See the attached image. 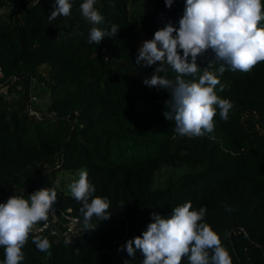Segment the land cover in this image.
I'll list each match as a JSON object with an SVG mask.
<instances>
[{"label": "trees", "instance_id": "trees-1", "mask_svg": "<svg viewBox=\"0 0 264 264\" xmlns=\"http://www.w3.org/2000/svg\"><path fill=\"white\" fill-rule=\"evenodd\" d=\"M131 1L96 0L104 20L94 25L82 14L84 0H70L71 14L52 24L54 0H0V203L54 187L60 220L70 209L81 221L70 240L37 230L50 216L35 224L20 264H142L141 252L132 258L121 246L142 235L153 213L167 217L188 202L206 207L204 222L232 264H264V61L220 74L223 62L211 50L199 56L201 74L214 72L217 95L234 106L227 121L217 108L213 132L180 136L163 115L171 93L144 83L156 67L136 64L135 56L157 30L179 27L186 0L170 8L165 0H140L147 12L139 16ZM113 24L120 29L114 37L88 42L93 27L110 31ZM165 67L158 75L174 79ZM33 87L39 101L31 99ZM63 170L87 171L94 196L110 202L109 219L94 217L84 227L82 203L58 183ZM60 222L54 226L63 231ZM34 235L49 239L50 254L37 249ZM181 264H189L187 256Z\"/></svg>", "mask_w": 264, "mask_h": 264}, {"label": "clouds", "instance_id": "clouds-1", "mask_svg": "<svg viewBox=\"0 0 264 264\" xmlns=\"http://www.w3.org/2000/svg\"><path fill=\"white\" fill-rule=\"evenodd\" d=\"M165 3L170 8L173 0ZM95 4L96 0H84L80 7L88 22L99 25L104 17ZM53 8L48 16L49 24L57 17H68L72 5L70 0H54ZM261 20H264V0H186L178 28L168 23L152 39L142 41L136 64L159 65L144 83L171 93V99L166 101L170 110L163 115L175 122V131L180 136L202 137L213 132L217 108L220 118L227 121L234 106L229 99L217 95L215 89L220 80L214 72L206 67L201 74L198 57L211 50L214 58L223 62L218 69L220 74L226 70L251 71L258 62L264 61ZM119 30L116 24L110 31L93 27L88 42L99 45ZM165 66L176 73L174 79L158 75L167 70ZM69 188L72 197L82 203L80 211L86 229L91 227L94 217L99 221L110 218V202L106 197L94 196L96 188L89 181L87 171H81ZM57 196L54 187H44L28 198L13 195L0 203V246L5 252L0 264H20L25 259L22 249L33 226L48 220ZM152 215L153 220L142 235L121 246L120 250H126L129 257L134 258L139 251L144 256L142 264H181L185 256L189 264H232L220 235L204 222L206 207L197 210L188 202L173 208L167 217ZM32 242L42 252H49L51 248L49 239L40 235H34Z\"/></svg>", "mask_w": 264, "mask_h": 264}, {"label": "built area", "instance_id": "built-area-1", "mask_svg": "<svg viewBox=\"0 0 264 264\" xmlns=\"http://www.w3.org/2000/svg\"><path fill=\"white\" fill-rule=\"evenodd\" d=\"M137 56H138V54L135 56V59H136ZM105 59L107 61L110 60V56L106 55ZM202 62L204 64L203 60H202ZM153 66L159 67V65H153ZM3 75H4L3 69H2V66L0 65V78L3 77ZM31 99L33 101H38L37 97L34 96V95L31 97ZM30 113L33 114V115H37V116L40 115L38 110H36L35 107H33V106L30 107ZM70 211L71 210L69 209L68 212H62V215H63V220L62 221L65 222V224H64L65 230L61 231L60 228L54 226L56 222H60L61 221L54 205H53V208L51 209V212L49 213L50 220L47 221L44 225H41V226L37 227V230L41 231V232L49 231L50 234L55 235V236L63 235V236L66 237L67 240H70V237L73 234H75L77 232H80V230H81V227L79 225L80 224L79 218L71 216L69 214Z\"/></svg>", "mask_w": 264, "mask_h": 264}, {"label": "rangeland", "instance_id": "rangeland-1", "mask_svg": "<svg viewBox=\"0 0 264 264\" xmlns=\"http://www.w3.org/2000/svg\"><path fill=\"white\" fill-rule=\"evenodd\" d=\"M130 12L133 13V14H136L137 16L139 15H143L144 13L147 12V8L146 7H140V0H132L131 1V4H130ZM146 39H149V38H146ZM145 39V40H146ZM41 71L42 72H46L47 69L45 66H42L41 67ZM37 91V88L33 87L31 89V94L32 96L33 95H37V97L40 95L39 93L36 92ZM38 101H39V98H38ZM42 101H40L41 103ZM169 168H166L165 170L163 169L161 172H160V175L166 171H168ZM81 171H77V172H70L68 170H63L60 172L59 174V177H58V183L61 187L63 188H69V185L74 182L75 180H78L79 178V174H80ZM62 226H64L65 222L62 221L61 222Z\"/></svg>", "mask_w": 264, "mask_h": 264}, {"label": "water", "instance_id": "water-1", "mask_svg": "<svg viewBox=\"0 0 264 264\" xmlns=\"http://www.w3.org/2000/svg\"><path fill=\"white\" fill-rule=\"evenodd\" d=\"M19 77V76H18ZM18 77H16V79L18 78ZM81 222V221H80Z\"/></svg>", "mask_w": 264, "mask_h": 264}]
</instances>
